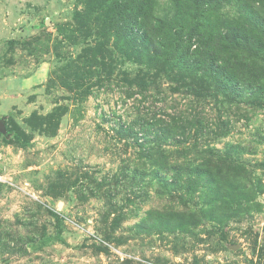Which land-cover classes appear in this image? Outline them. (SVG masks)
<instances>
[{"label":"rangeland","instance_id":"1","mask_svg":"<svg viewBox=\"0 0 264 264\" xmlns=\"http://www.w3.org/2000/svg\"><path fill=\"white\" fill-rule=\"evenodd\" d=\"M135 2L0 0V264H264V0Z\"/></svg>","mask_w":264,"mask_h":264},{"label":"trees","instance_id":"2","mask_svg":"<svg viewBox=\"0 0 264 264\" xmlns=\"http://www.w3.org/2000/svg\"><path fill=\"white\" fill-rule=\"evenodd\" d=\"M113 1H116V0H112V2ZM134 1H136V2L134 3V5L131 9L128 25H129L130 39L133 42V48H131V52L133 53L132 56H134V58H137L140 55V51L142 50L140 47L145 44L144 39L147 35V33H145L144 26L142 25L146 22L147 11L144 9V6H145L144 5L145 3L143 2L144 0H134ZM168 27H170V26H168ZM201 33H203V32L199 33V27L197 26V24L187 28V32L184 35V39H186V42H187V46H184L186 48V53L182 59V62L181 61L179 62L177 69L184 68L185 62L192 58L194 51L191 52V46L194 45V41H196L197 37H199ZM170 34L172 36L180 35V31L175 29ZM199 42H200V40H198V43ZM180 46H182L181 43L176 44L174 47H173V45H171L170 49L167 51V53H166L167 57H165V61L163 62V65L167 66L168 70H170L171 68H173V66H175V64H174L175 52L174 51L177 50ZM142 125H141L142 128L140 127L138 130L133 129V128H129L127 130V132H129L131 135H133V137L135 139L141 138L140 136L142 135L143 140H146L149 132L153 133V135L155 136L156 133L151 130V128L154 125V123L152 121L144 122V123H142ZM152 148L153 147H151V148L148 147V150H151ZM160 153H163V151H161ZM173 168L177 169L176 174L180 175L181 177L177 178V176L175 175V172H174L173 173L174 178L171 180V182H174L175 179L176 180L177 179L178 180L183 179L186 181L185 187L187 188L192 183V177L194 175L195 168L193 166H190V167L185 168L186 170L184 171L182 169L184 167L182 166V164H179V163H175L173 165ZM220 172L221 171H219V173ZM162 180H163V178H162ZM166 184H170V182L166 181ZM193 214H194L193 211L186 212V211L173 210V211H168L166 213H162V216L168 217V221L170 222L169 223L170 227H168V228L173 229V226H176V224H177V223L176 224L172 223V221L174 219L178 220L179 217H182V218L194 217ZM165 224H168V223L165 222ZM179 226H181V225L179 224Z\"/></svg>","mask_w":264,"mask_h":264},{"label":"water","instance_id":"3","mask_svg":"<svg viewBox=\"0 0 264 264\" xmlns=\"http://www.w3.org/2000/svg\"><path fill=\"white\" fill-rule=\"evenodd\" d=\"M3 126H2V123L0 122V129L2 128Z\"/></svg>","mask_w":264,"mask_h":264}]
</instances>
